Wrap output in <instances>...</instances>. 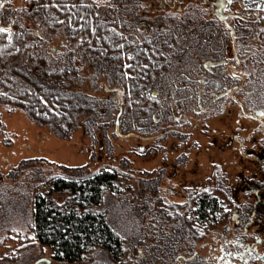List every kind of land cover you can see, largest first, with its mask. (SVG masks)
Returning <instances> with one entry per match:
<instances>
[{"label":"flooded vegetation","instance_id":"flooded-vegetation-1","mask_svg":"<svg viewBox=\"0 0 264 264\" xmlns=\"http://www.w3.org/2000/svg\"><path fill=\"white\" fill-rule=\"evenodd\" d=\"M49 1L55 9L58 7L57 0ZM75 1H80L83 9L80 42L106 48L104 38L96 31L97 25L104 24L118 38L111 46L131 49L134 58L140 50L147 51L154 63L142 86H135L134 90L125 91L120 75H114L113 82L103 85L108 97L113 92L118 95L119 110L122 106L120 130L125 119V96L145 95L155 105L158 102L153 122L161 123L165 119L160 131L152 134L122 131L133 132L131 136L147 141L136 150L156 154L159 152L156 146L162 144L161 137L165 135L166 168L176 166L173 162L177 160H170L166 154L171 150H182L178 159L183 158L180 165L183 168L190 162L189 152L206 145L210 149L222 147V151L230 153L226 166L213 162L211 182L185 175L196 171L177 168L172 175L179 171L185 175L179 187L174 188L181 194L185 208L202 207L204 194L215 198L217 192L225 195L229 209L226 232L210 245L207 261L264 264V0H132L126 12L121 11L122 0H114L119 11L113 9L107 14L104 7H97L89 0ZM71 2L68 15L58 17L53 13L50 27H57V22L67 23V39L73 40V30L81 27L74 25L77 8ZM44 5L42 0H0V29H4L0 31L1 47L9 46L25 33H35L34 37L38 38L33 40L41 38L38 28L41 20L48 25L40 14ZM87 25H92V34L85 31ZM96 38L100 40L98 44ZM67 41L62 37L51 48L60 49L58 46L63 47ZM163 75L165 90L156 86V80H162ZM148 125L135 124L139 130L148 129ZM193 135L197 137L191 138ZM204 137L209 142L202 143L200 139ZM104 147L100 145V159L109 150ZM218 176L225 178L223 184H218ZM185 255L180 254V264L190 261L200 264L202 260L198 249Z\"/></svg>","mask_w":264,"mask_h":264},{"label":"rangeland","instance_id":"rangeland-1","mask_svg":"<svg viewBox=\"0 0 264 264\" xmlns=\"http://www.w3.org/2000/svg\"><path fill=\"white\" fill-rule=\"evenodd\" d=\"M89 1L97 7H104L106 14L108 11L112 13L113 9L119 11V4L114 0ZM122 3L126 8L127 5L132 6V0H122ZM121 11L129 10L123 8ZM38 28L42 32L40 40H33L36 38L35 33L31 34L28 44L18 56L10 62L2 61L5 65L1 64L0 59V264H35L39 260L38 264H46L47 261L56 264L52 247L40 243L34 229L30 228L34 224L36 199L40 194L47 193L57 178L73 174L79 177L80 174L97 171L115 174L114 180L103 193L100 208L106 210L109 222L126 237L128 249L119 264H131L126 262L127 253L136 254L139 249L143 250V255L140 258L134 256L139 264L141 260H147L149 264L153 260H159L157 264H180V254H186L187 257L194 249H198L201 259L205 260L203 264H213L207 261L209 247L219 234L226 232L229 209L225 195L217 192L218 197L215 198L204 194L206 208L190 209L181 204V194L175 192L174 188L179 187V181L185 175L202 182H211L210 176L215 169L213 162L217 161V166H226V158L230 153L222 151V147L210 149L211 146L206 145L189 152L190 162L183 168L180 166L183 158L178 159L182 150H171L166 154H169L170 160H177L173 162L176 166L166 168L165 135L161 137L162 144L156 146L159 152L154 154L144 150L140 153L136 150L137 146L145 145L147 141L135 136L122 137L114 130V119L119 110L116 92L97 102L82 96L77 102L83 107L77 111L78 117L82 116L79 125L73 124L71 127L63 120L62 127H58L33 119L18 103L30 102L31 99L23 92V86L33 91L36 85L32 82H36L45 88L55 89V70L68 69L66 82L80 81V77L85 74L89 78L108 72L112 75L116 70L114 64L101 66V61H108L115 52L103 50L106 55L109 53L108 57L103 54L102 58L95 60L85 49V44L79 41L81 32L78 38L74 36L71 40L67 39L66 24L52 28L41 20ZM62 37L68 40L66 45H59L60 49L51 48L55 45L52 43ZM37 40L39 45L34 43ZM92 64L93 72L87 68ZM26 66L29 67L27 77L15 70L25 71ZM76 67L80 69L75 71ZM158 75L162 76L160 72ZM27 78L30 80L26 81ZM154 83L149 81L150 85L154 86ZM156 86L165 90L164 75L162 80H156ZM129 89L134 90L133 87ZM99 94L102 93H96L94 98L101 99ZM112 96L115 99L117 97V101L111 100ZM163 99H160L161 102ZM154 103L149 96L130 94L124 104L126 114L121 131L134 130L145 134L160 131L165 119L161 123L153 122L158 102L156 105ZM89 104L93 109L87 108ZM143 123H148L149 128L139 130L135 126ZM170 137L172 140L177 139ZM194 137L197 136H191ZM205 140V137L200 139L202 143H207L208 140ZM101 144L105 145L104 149H109L106 155L103 153V159H100ZM177 168L196 173L184 175L179 171L176 176H172ZM224 181L225 178L218 176L219 185ZM68 196V193L57 192L54 198L63 202ZM219 206L223 208L219 209ZM173 208L178 209V213Z\"/></svg>","mask_w":264,"mask_h":264},{"label":"trees","instance_id":"trees-1","mask_svg":"<svg viewBox=\"0 0 264 264\" xmlns=\"http://www.w3.org/2000/svg\"><path fill=\"white\" fill-rule=\"evenodd\" d=\"M42 2L45 5L42 6L40 14L48 21L49 25L51 24L50 19L54 17L53 13H57L58 17L70 13L68 3L71 0H57L58 7L56 9L54 6H51L49 0H42ZM73 4L77 8L75 25L79 24L81 27L79 30L77 28L73 30L75 38H78L77 35L81 32L83 25L81 13L83 9L80 7V1L73 0ZM122 5L125 9L129 8V5H127V8L123 3ZM58 24H66V29L68 30L67 23L57 22ZM97 28L98 30L96 31L104 38L102 41H105L106 48L89 47L84 41L85 49L90 52L89 54L95 60L103 57L101 56L105 54L103 50L115 52V55L111 56L108 61H101V66L114 64L113 66L118 70H115V73L112 75H109L107 71L108 73L96 74L92 78H89V75L85 74L83 77H80V81L74 80L69 82H66L67 77H65L68 69L59 72L55 70L56 80L53 83L55 89L45 88L41 83L37 84L36 82H32L36 85V89L33 91L23 86V92L31 99L30 102L18 101V103L25 108L30 117L46 124H55L58 127H62L61 122L64 120L68 126L72 127L73 124L74 126L79 125L82 119V116L78 117L77 115V111L83 108L77 103L79 99H82V96H87L85 99H92L93 102L105 99L108 93L103 85L105 83L108 84L110 81L113 82L114 75L121 76L120 80L127 90L135 86H142V82L145 81L144 77L149 75L148 71L153 68L152 65L154 64L149 59V53L140 50L138 56L134 58L131 49H124L123 47L119 49L111 46L117 43L118 38L113 37L114 34L110 33L104 24L97 25ZM84 29L89 34H92L94 31L92 25H87ZM29 37L30 35L25 33L18 35L15 42L9 44L7 47H1L0 45L1 64L5 65L3 64L6 63L5 61L10 62V60L18 56L20 50H24ZM35 37L38 38V36ZM81 38L82 33L79 41ZM99 41L98 38L95 39V43L98 44ZM108 54L104 56L108 57ZM25 68V71L15 70L27 77L26 72H28L29 67L26 66ZM80 68L76 67L75 71ZM87 68L93 72L94 65H88ZM29 80L28 78L26 79V81ZM127 90L125 91L128 92ZM96 93H102L99 94L101 99L94 98ZM2 95L4 96L5 94ZM135 96L143 97V95L139 94ZM126 98L128 96L124 97V104ZM112 99L113 101H117V97L116 99L111 97ZM106 100L108 101L109 99L107 98ZM84 101L90 102V100ZM87 108L93 109V106L89 104ZM125 114L124 112L123 116ZM116 117L117 114L115 119ZM114 178L115 174L110 171H97L86 175L80 174L79 177H75L73 174L69 177L57 178L54 181L53 187L47 193L40 194L38 199H36L34 224L30 228L34 229V234L41 241L40 243L52 247L54 252L53 258L56 264H119V260L125 254L126 249H128L126 248V237L109 222L106 210L100 208L103 201V193L108 189ZM57 192L68 193L69 196L65 201L59 202L54 198ZM205 205L204 203L202 206ZM173 210L178 213V210L174 208ZM142 255L143 250L141 249L136 254L129 252L127 253L126 262L139 264L134 259V256H139L140 258ZM157 261L159 260H153L150 264H157ZM204 262L205 260L203 259L200 261V264ZM46 264L52 263L51 261H47ZM141 264H149V262L141 260ZM185 264H194V261L185 262Z\"/></svg>","mask_w":264,"mask_h":264},{"label":"water","instance_id":"water-1","mask_svg":"<svg viewBox=\"0 0 264 264\" xmlns=\"http://www.w3.org/2000/svg\"><path fill=\"white\" fill-rule=\"evenodd\" d=\"M120 104H122V98H120ZM121 114H122V106H121V109L119 110L118 114H117V117H116V120H115V131L118 135L122 136V137H129L131 135H133L134 133L131 132V133H123L121 130H120V117H121ZM48 260H51L48 258ZM39 261H37L35 264H38Z\"/></svg>","mask_w":264,"mask_h":264},{"label":"snow or ice","instance_id":"snow-or-ice-1","mask_svg":"<svg viewBox=\"0 0 264 264\" xmlns=\"http://www.w3.org/2000/svg\"><path fill=\"white\" fill-rule=\"evenodd\" d=\"M0 31H4V29H0Z\"/></svg>","mask_w":264,"mask_h":264}]
</instances>
